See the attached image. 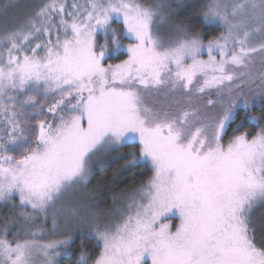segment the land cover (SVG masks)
Here are the masks:
<instances>
[{
    "label": "snow or ice",
    "instance_id": "snow-or-ice-1",
    "mask_svg": "<svg viewBox=\"0 0 264 264\" xmlns=\"http://www.w3.org/2000/svg\"><path fill=\"white\" fill-rule=\"evenodd\" d=\"M202 16L221 28L207 42L170 4L46 0L0 33V204L19 200L0 225V264H59L73 225L102 245L92 264H264V117L247 116L255 134L242 121L224 139L238 78H259L249 90L264 96V0H212ZM117 53L127 58L107 63ZM137 143L129 167L150 163L153 174L119 223L72 209L64 239L36 238V215L87 184L97 156ZM81 248L77 264H88Z\"/></svg>",
    "mask_w": 264,
    "mask_h": 264
},
{
    "label": "trees",
    "instance_id": "trees-1",
    "mask_svg": "<svg viewBox=\"0 0 264 264\" xmlns=\"http://www.w3.org/2000/svg\"><path fill=\"white\" fill-rule=\"evenodd\" d=\"M33 1L27 0V10H25L27 19L26 17L23 19L17 17L16 22H12L10 18L18 16L15 15L16 12L13 9H16L18 4L26 2L24 0H0V33L11 31L24 25L30 17L35 15L39 7L46 2V0ZM171 10L180 20L188 22L193 31L202 33L205 42L220 34L221 28L219 26L206 25L202 20L204 11V2L202 1L199 3L197 0H184L178 7L172 5ZM100 42L103 43L102 38H100ZM122 43H126V41H122ZM126 58V54L117 53L107 63H119ZM235 113V120L228 128V136L224 138L225 143L232 135V129L237 124H241L242 121L244 123L240 128V132L255 134L259 130V125L249 123L247 116L264 117V102L248 108L247 112L243 108H237ZM261 123L264 124V120H261ZM131 153H136V156L139 157L138 143L121 146L116 151L97 157L96 162L91 167L90 181L87 187L88 192L94 198L90 205L95 212L104 210L106 212L110 211L111 214L117 211L127 213V205L136 196L141 185L152 176L153 172L150 163H141L138 166L129 167L131 164ZM125 197L126 201H124ZM261 220H264V209L258 210L255 214V222L258 227ZM165 222L171 225L172 231H175V227L180 223V220L178 216H170ZM88 231L73 232L71 255H62L59 258L61 259L59 264H77L82 245L89 258L88 264H92V261L99 256L101 248L97 246L94 235H91V233L86 234Z\"/></svg>",
    "mask_w": 264,
    "mask_h": 264
},
{
    "label": "rangeland",
    "instance_id": "rangeland-1",
    "mask_svg": "<svg viewBox=\"0 0 264 264\" xmlns=\"http://www.w3.org/2000/svg\"><path fill=\"white\" fill-rule=\"evenodd\" d=\"M26 3H20L13 9L18 16H15V18H10L12 22H16L15 20L20 18L23 19L26 17L27 19V13L25 10H27V0H24ZM30 2H34L33 0H28ZM184 0H154V2L164 3V4H170L177 6L180 5ZM199 3L204 2V11L206 10V6L210 3H212V0H197ZM71 2V0H69ZM79 3H84L85 0H77ZM223 2L228 3L231 5L232 3L236 2V0H223ZM10 4V3H8ZM11 6V4L9 5ZM231 9H229L230 11ZM18 17V18H17ZM203 20V16H202ZM204 21V20H203ZM216 25V24H211ZM218 26V25H217ZM204 58L207 59V55H204ZM260 65L257 63L255 67L252 69L253 73L258 77L260 72ZM247 76L240 77L235 83L239 84V88H236V92H242L243 96H241L237 100V108H243V101L245 98L248 100L249 108L258 104H261L264 102V96L258 94V91H250L249 89L257 90V86L260 84L259 78H257L254 82L249 84L247 82ZM213 99H216L215 94L213 93L212 96ZM153 101L149 100V103H152ZM170 98H165L163 96L156 97V103H170ZM236 108V109H237ZM244 109V108H243ZM86 126V125H85ZM108 152L101 153L99 156H102L103 154H106ZM97 157L94 159V161L91 163V166L96 162ZM89 179L87 184L82 185L81 187H78L74 189L71 193H69L62 201L56 204L55 208L49 209L47 216L45 217L42 214H37L35 217V220L32 225V231L37 233V239L41 243H47L52 240H61L65 238V233L67 232L68 228L66 226V218L69 215V212L72 209H75L76 212L80 214V216L83 217H90L91 214L95 213L98 216L99 222L103 224H115L119 223L121 220L122 211H117L114 214H111L110 211H94V208L91 207L90 203L93 201V197L90 195V192H88L87 187L89 184ZM124 201H126V197L124 198ZM14 205H19L18 198L13 203L8 204H0V225H3L8 218H12L18 214V207H14ZM28 211H32L31 208L28 209ZM56 215V227H53V215ZM74 228L77 230L75 232H84L89 230L87 233H91V235H94L90 229L87 228V226L78 227L76 225H73ZM13 234L15 233V229H12ZM9 240L13 238V235H9ZM97 246L102 248V245L98 244ZM63 254H61L59 257H57L58 262L61 260L59 259L62 257ZM43 260L42 256H37L36 261L37 264H40V261Z\"/></svg>",
    "mask_w": 264,
    "mask_h": 264
}]
</instances>
